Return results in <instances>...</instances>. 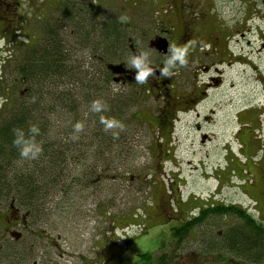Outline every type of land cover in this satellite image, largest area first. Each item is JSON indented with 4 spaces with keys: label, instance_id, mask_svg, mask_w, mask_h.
Listing matches in <instances>:
<instances>
[{
    "label": "rangeland",
    "instance_id": "rangeland-1",
    "mask_svg": "<svg viewBox=\"0 0 264 264\" xmlns=\"http://www.w3.org/2000/svg\"><path fill=\"white\" fill-rule=\"evenodd\" d=\"M59 1L20 0L21 6L12 16L10 12L4 14L0 7V100L3 101L0 118L8 114L2 107L12 105L11 95L18 98L26 89L16 82L14 67L19 64L25 46L39 42L43 22L49 24L60 16ZM60 3L72 7L80 3L88 8L94 5L103 13L126 17L122 22L146 41L152 39L157 29H171L172 37L169 36L173 42L182 33L183 39H197L195 44L183 40L172 45L187 46L186 63L177 65L170 76L169 88L170 95L179 96L173 99V109L169 108L170 117L177 109L183 113H178L179 118L170 130L160 123L163 117L156 118L167 102L164 96L148 94L143 89L136 103L141 121L131 125L129 134L119 141L120 154L106 157V165L98 167L109 168L115 163L107 172L109 179L96 188L72 185L67 198L57 197L47 205L48 214L41 221L28 223L24 219L23 225L14 230L21 234L18 243L21 253L13 255L15 258L7 255L4 259L1 255L10 245L15 247L16 241L9 233L3 234L0 227V264H132L144 254L166 259L177 247L180 254H190L196 250L200 236L191 232L188 245L185 239L177 246L176 238L169 237L172 233L169 226L174 222L167 224L169 217L195 216L205 204L226 207L240 204L249 209L251 202L246 198L252 191L247 185L248 173L242 172L248 168L254 174L256 190L262 187L264 167L261 165L263 170L256 167L260 160L255 149L256 142L264 144V0H61ZM227 45L235 57L241 58L232 67L227 64ZM200 47L206 51H200ZM166 59L159 57L158 61ZM223 60L225 65L220 68ZM205 86H208L206 93L193 105L181 103L188 101L192 92L195 96L205 92ZM113 87L122 90L123 96L124 92L136 96L135 86ZM37 109L40 114L42 106ZM47 117L51 118L47 135L57 136L58 120L64 118L49 113ZM59 126L67 130L65 123ZM79 143L83 150L89 139H79ZM78 161L92 163L83 157ZM78 167L71 163L69 176ZM4 212L0 209V223ZM21 216L13 211L12 217ZM212 222L208 219L206 225L219 233L236 220L227 218L223 223L210 225ZM167 264H173L172 259ZM180 264L191 263L186 260ZM220 264L251 263L225 256Z\"/></svg>",
    "mask_w": 264,
    "mask_h": 264
},
{
    "label": "trees",
    "instance_id": "trees-1",
    "mask_svg": "<svg viewBox=\"0 0 264 264\" xmlns=\"http://www.w3.org/2000/svg\"><path fill=\"white\" fill-rule=\"evenodd\" d=\"M60 2V16L49 24L43 22L39 42L25 46L19 64L14 67L16 82L26 89L18 98L11 95L12 105L6 103L8 107H2L8 114L0 118V209L6 215H13L12 210L21 214V224L24 219L28 223L41 221L48 214L47 205L57 197L67 198L72 185L96 188L108 180L107 172L115 163L109 168L98 167L106 165V157L120 154L119 141L129 134L131 125L141 121L136 103L146 88L138 83L129 84L137 88L136 96L124 92V97L122 90L114 89L113 85L122 84L114 82V75L107 66L127 65L130 45L145 47L148 40L135 35L130 31L133 27L123 23L113 12L103 13L94 5L88 8L79 3L72 7ZM94 99H102L108 106L107 111L92 112L89 106ZM48 113L64 118L58 120L57 136L47 135V125L51 124ZM162 115L157 113L156 118ZM101 116L119 120L123 129L105 130ZM77 120L84 122L85 127L78 135L79 139H89L84 147L87 150L79 148V139H71L72 124ZM33 123L40 129L36 139L42 145V152L30 160L21 158L12 145V129H27ZM61 123H65L67 130L59 129ZM114 132L118 135L114 136ZM81 157L92 163H79ZM71 163L79 165L73 176H69ZM187 216L179 226L170 228L169 237L176 238L177 246L185 239L188 245L189 233H198L196 250L182 255L177 247L169 256L164 254L166 259H153L144 254L132 264H167L171 259L173 264L186 260L191 264H220L225 256L251 264L264 262V226L240 206L205 204L198 208L195 216ZM227 218L236 223L225 226L222 232L216 233L207 226L208 219L213 221L210 225H218ZM18 243L4 250L7 252H1L4 259L7 255L14 257L21 253Z\"/></svg>",
    "mask_w": 264,
    "mask_h": 264
},
{
    "label": "flooded vegetation",
    "instance_id": "flooded-vegetation-1",
    "mask_svg": "<svg viewBox=\"0 0 264 264\" xmlns=\"http://www.w3.org/2000/svg\"><path fill=\"white\" fill-rule=\"evenodd\" d=\"M21 1H25V0H21ZM31 0H27L26 3H29ZM21 6V2H19V0H0V7H3V12L4 14L7 12H10V15L12 16L13 14H15L16 10L19 9V7ZM160 9H163V7H161ZM172 30L171 29H167V30H159V31H155V34H153L152 39H149L147 41V43L145 44V47H138V46H132L130 45V57L133 54V51H147L149 53V60H150V66L154 69L152 75H150L147 78V81L143 84L138 83L139 85L143 86L144 88L147 89V93H152V94H162L165 98V100L167 102H165V105L163 106V108H161V110L159 111V113H162L164 115L160 116L163 117L164 119L160 122V123H165L168 127L172 124V119L174 118L173 116H175V113L180 109L174 110L172 117H170V113H169V108H171L172 105H174V101L176 99H179V96L174 95V97L172 95H170V91L169 88L172 87V83H171V78L168 79V77H162L160 75V69L164 66V61L160 60L158 61L159 57L162 58H167V54H168V50L172 47V45H176L178 44V41H190V38H186L183 39V33L177 38L176 40L173 42L172 41ZM171 35V37L169 36ZM165 39L166 40V44H167V54L162 53L161 51H159L157 49L158 47V42H160V39ZM197 42L198 40L195 39ZM215 44H212L213 49L216 51V48L214 47ZM225 54L228 58V67H232V65L237 64L241 58H239L238 56L235 57L232 50L227 46H225ZM226 60H223L220 64L219 67H223L225 64ZM126 70L128 72H132L134 74L130 75V73L126 74V75H122L121 76V82L122 83H129V79L133 78V80H135V72L136 69L131 68V65L128 63L126 65ZM222 71V70H221ZM137 83V82H136ZM137 84V85H138ZM208 86L204 87L205 92H200L199 95L195 96V92L191 93V97H188V101L186 102H181V103H188L190 105H193L195 103V101L199 98V96L204 95L206 93ZM187 97V96H186ZM174 99V101H173ZM183 113V112H182ZM170 117V119H169ZM261 117V116H260ZM159 118V117H158ZM167 120V121H166ZM256 134V133H255ZM255 152H257L258 156V160L259 163L255 164L256 167H261V165L264 167V160L261 161L263 159V155H264V144L262 143H258L256 142V149ZM253 158V157H252ZM254 160V158H253ZM256 167H254L255 169H257ZM262 169V167H261ZM263 170V169H262ZM243 173H248V187L249 189H251L252 193L250 195L247 196L246 199H248L251 202V207L248 209V207L244 208L246 209V211L248 212L249 215H251V217L258 222L259 225H263L264 226V175L261 176L260 181L262 183V187L260 188V190H256V185H255V177L254 174L252 172H250V169L248 168V171H242ZM250 172V173H249ZM264 172V171H263ZM242 184V183H241ZM175 213H178V210L175 209L174 210ZM181 212V211H179ZM13 215L11 213L7 214L6 216H4L2 218L3 222L0 223V227H2V232L3 234L9 233V235L13 236L15 239L18 240V237L20 236L19 233L15 232L14 230H16V228L18 226H22L21 224V220H18L20 218L18 217H12ZM177 216V215H176ZM186 217V216H185ZM185 217H181V219L179 218H174V217H169V221L174 220L173 222V227H177L181 224V222L183 220H185Z\"/></svg>",
    "mask_w": 264,
    "mask_h": 264
},
{
    "label": "clouds",
    "instance_id": "clouds-1",
    "mask_svg": "<svg viewBox=\"0 0 264 264\" xmlns=\"http://www.w3.org/2000/svg\"><path fill=\"white\" fill-rule=\"evenodd\" d=\"M121 21L126 20V17H120ZM196 41L192 40L189 44H195ZM187 46L183 48H177L172 46L168 50L167 59L164 61V66L159 70L162 77H170L174 74V70L177 65H184L186 63ZM149 53L147 51H139L137 54H132L129 59L131 68L136 69L135 81L143 84L147 81V78L152 75L154 69L150 66V60L148 58ZM0 103H3L0 100ZM90 110L92 112L107 111V104L102 99H94L90 103ZM100 122L104 125L105 130L119 128L123 129V124L115 119H106L103 116L100 117ZM85 125L82 120H77L72 124L71 139H79V133L83 131ZM40 129L38 124H29L27 129L21 127H14L12 129L13 139L12 145L17 149L19 156L24 159H36L42 152V145L37 141L36 136L39 134ZM118 135V133H113Z\"/></svg>",
    "mask_w": 264,
    "mask_h": 264
},
{
    "label": "water",
    "instance_id": "water-1",
    "mask_svg": "<svg viewBox=\"0 0 264 264\" xmlns=\"http://www.w3.org/2000/svg\"><path fill=\"white\" fill-rule=\"evenodd\" d=\"M159 39H160V42H158L157 49L159 51H161L162 53L167 54V49H166L167 48V44H166V40L165 39H162V38H159ZM134 54H137V52H134ZM107 68L114 75H121V74H124L125 72H128V71H126L125 65L123 63H121V64H109L107 66ZM118 80H119V78L116 77L115 78V82H118Z\"/></svg>",
    "mask_w": 264,
    "mask_h": 264
},
{
    "label": "bare ground",
    "instance_id": "bare-ground-1",
    "mask_svg": "<svg viewBox=\"0 0 264 264\" xmlns=\"http://www.w3.org/2000/svg\"><path fill=\"white\" fill-rule=\"evenodd\" d=\"M239 63V62H238ZM132 79V78H131Z\"/></svg>",
    "mask_w": 264,
    "mask_h": 264
}]
</instances>
